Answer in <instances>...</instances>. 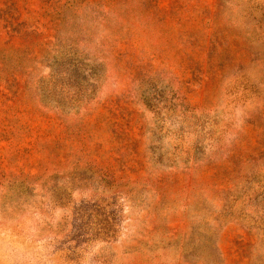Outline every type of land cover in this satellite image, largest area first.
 <instances>
[{
  "label": "rangeland",
  "instance_id": "374dc122",
  "mask_svg": "<svg viewBox=\"0 0 264 264\" xmlns=\"http://www.w3.org/2000/svg\"><path fill=\"white\" fill-rule=\"evenodd\" d=\"M0 264H264V0H0Z\"/></svg>",
  "mask_w": 264,
  "mask_h": 264
}]
</instances>
